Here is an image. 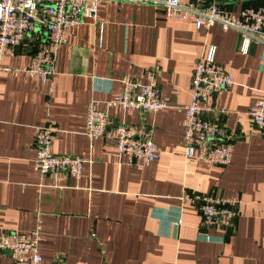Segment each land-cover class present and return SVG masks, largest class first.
Wrapping results in <instances>:
<instances>
[{
	"label": "crops",
	"instance_id": "obj_1",
	"mask_svg": "<svg viewBox=\"0 0 264 264\" xmlns=\"http://www.w3.org/2000/svg\"><path fill=\"white\" fill-rule=\"evenodd\" d=\"M184 2L190 0H182ZM230 13L264 0H218ZM46 41L40 22L0 61V230L40 225L41 264H264V134L247 110L264 99V45L217 24L196 28L165 18L151 4L104 0L96 22L73 27L44 83L22 68ZM232 83L211 95L204 116L237 135L219 166L184 155L182 106L195 62L209 51ZM5 68V69H4ZM153 69L166 107L138 112L105 106L124 81L145 82ZM118 123L149 129L158 157L139 168L105 137L88 139L89 100ZM54 128L50 150L86 160L78 178L32 168L33 133ZM184 191L238 196L228 229L199 227ZM179 219V224L173 223ZM0 264H17L0 253Z\"/></svg>",
	"mask_w": 264,
	"mask_h": 264
},
{
	"label": "built area",
	"instance_id": "obj_2",
	"mask_svg": "<svg viewBox=\"0 0 264 264\" xmlns=\"http://www.w3.org/2000/svg\"><path fill=\"white\" fill-rule=\"evenodd\" d=\"M104 0H0V61L8 48L14 47L32 32L40 22L46 33L45 43L31 54L22 68L29 77H38L44 83L55 73L59 48L67 41L73 27L83 22H96L97 9ZM151 4L160 7L165 18L189 19L196 28L208 29L217 24L222 31L234 30L246 41L264 45V5L246 6L232 14L218 0H115ZM5 69V68H4ZM232 83L231 75L215 62L210 50L194 64L190 79V95L182 106L181 137L184 155L223 166L230 162L233 130L204 116L211 111L207 99ZM105 106H119L140 113L156 112L166 107L161 98L153 69L145 71V82L124 81L120 93L104 101ZM253 127L264 134V99H256L247 110ZM108 116L91 99L85 107L84 134L88 139L105 137L113 142L120 157L136 168L158 157V147L149 129L118 123L108 127ZM54 128L38 125L33 133L34 157L32 168L40 175L64 173L78 178L86 162L77 154H54L50 144ZM180 199H187L199 215V227L228 229L239 212L238 196L184 191ZM174 225L179 224V219ZM40 225L26 233L0 230V253L17 264H41L38 252Z\"/></svg>",
	"mask_w": 264,
	"mask_h": 264
}]
</instances>
